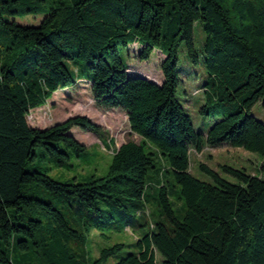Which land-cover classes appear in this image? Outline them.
Instances as JSON below:
<instances>
[{
	"label": "trees",
	"instance_id": "1",
	"mask_svg": "<svg viewBox=\"0 0 264 264\" xmlns=\"http://www.w3.org/2000/svg\"><path fill=\"white\" fill-rule=\"evenodd\" d=\"M15 15L44 18L22 25L8 20ZM197 22L210 77L201 113L217 118L206 136L176 99L181 46L191 63L201 61ZM132 44L142 47L140 61L155 51L164 56L161 85L127 74L121 50ZM79 82L90 85L98 108L126 112L140 137L114 150L103 175L71 135L79 128L102 136L87 117L45 129L28 123L32 110ZM258 103L264 106V0H0V264H15L12 248L39 264H107L125 245L94 258L84 249L94 230L139 232L136 252L116 264H157V254L161 264H264V162L261 176L224 166L236 183L200 163L205 182L192 174L190 157L206 145L264 157V123L252 113ZM159 157L175 184L148 182ZM54 168L75 173L58 180Z\"/></svg>",
	"mask_w": 264,
	"mask_h": 264
},
{
	"label": "rangeland",
	"instance_id": "2",
	"mask_svg": "<svg viewBox=\"0 0 264 264\" xmlns=\"http://www.w3.org/2000/svg\"><path fill=\"white\" fill-rule=\"evenodd\" d=\"M43 18V15L8 16L9 21L33 26L38 25ZM204 41L205 33L200 22H197L194 26V44L201 61L199 64L191 63L188 59L186 46H181L178 61L180 83L177 88L176 99L190 116L196 133L206 136L217 118L213 116L207 117L201 113L203 106L206 104L204 90L208 87L207 84L210 83L209 73L202 63ZM141 48L138 44H132L129 45L128 49L121 50L122 58L128 65L127 74L129 76L143 77L151 82L161 83L164 78L160 66L164 56L159 51H155L150 61H140L137 56ZM89 63V60L78 61V64L83 65ZM75 66L71 64L69 66L70 70L73 71ZM252 113L258 120L264 123V106L262 103L256 104L252 109ZM74 116H85L100 127L102 136L83 131L79 128L71 130V135L79 143L88 148L89 152L93 155V162L100 163L98 175L106 173L112 160V154L116 148H119L128 141L140 142V137L131 132L126 112L120 109L105 111L98 108L91 93L90 85L86 82H79L75 89L59 90L44 107L30 112L28 123L33 128L45 129ZM111 140H113L112 145H110ZM109 145L110 148L108 149ZM62 147L72 151L65 143H62ZM190 157L192 174L197 179L205 182H211V179L200 170V163L218 172L222 178L229 182L236 183V179L223 170L224 166L244 170L249 175L261 176L259 167L264 162V157L257 153L227 145L217 148H210L206 145L202 152L192 150ZM73 164L81 165L79 160H73ZM156 166L157 171H151L149 174L148 182L150 184L156 185V183L161 181L175 184L174 180L165 173L168 166L163 157L157 158ZM82 168L86 171L88 170L86 165L82 166ZM74 173L73 169L68 171L66 168H54L50 172V175L54 179L61 180L66 177H72ZM176 189H179V186L176 185ZM171 197L175 203L176 196L171 195ZM177 203L183 204L182 201ZM148 207L151 215L147 217V221L149 224H154L158 220V210L155 208V201L151 200ZM175 208H177V205ZM50 216L54 218L53 215ZM149 229V227H146L144 231H149ZM138 233L135 230L122 234L94 230L84 243V249L85 251H91L94 258H96L102 249L112 247L117 243L124 244V248L112 256L107 263L116 264L128 253L136 252V234ZM11 257L15 264H39L38 259L26 251H15L12 248ZM156 257L157 264H161L162 257L159 254Z\"/></svg>",
	"mask_w": 264,
	"mask_h": 264
},
{
	"label": "crops",
	"instance_id": "3",
	"mask_svg": "<svg viewBox=\"0 0 264 264\" xmlns=\"http://www.w3.org/2000/svg\"><path fill=\"white\" fill-rule=\"evenodd\" d=\"M155 83L161 85L162 82H161V83H157V82H155Z\"/></svg>",
	"mask_w": 264,
	"mask_h": 264
},
{
	"label": "water",
	"instance_id": "4",
	"mask_svg": "<svg viewBox=\"0 0 264 264\" xmlns=\"http://www.w3.org/2000/svg\"><path fill=\"white\" fill-rule=\"evenodd\" d=\"M155 83V82H154Z\"/></svg>",
	"mask_w": 264,
	"mask_h": 264
}]
</instances>
